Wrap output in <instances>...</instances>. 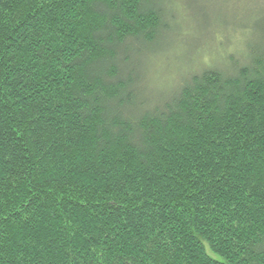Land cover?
Segmentation results:
<instances>
[{
	"label": "trees",
	"instance_id": "16d2710c",
	"mask_svg": "<svg viewBox=\"0 0 264 264\" xmlns=\"http://www.w3.org/2000/svg\"><path fill=\"white\" fill-rule=\"evenodd\" d=\"M175 2L0 0V264H264V12L157 83Z\"/></svg>",
	"mask_w": 264,
	"mask_h": 264
},
{
	"label": "rangeland",
	"instance_id": "374dc122",
	"mask_svg": "<svg viewBox=\"0 0 264 264\" xmlns=\"http://www.w3.org/2000/svg\"><path fill=\"white\" fill-rule=\"evenodd\" d=\"M175 4L179 7L177 12L183 15L179 18L177 48L171 55L155 59V69L151 72L157 73L152 76L157 83L176 78L185 62L190 71L200 65L222 62L224 53L240 47L243 38L240 26L257 20L264 12V0H176ZM197 9L204 16L196 23L203 28L204 22L207 30L201 31L191 21ZM214 22L223 27H212Z\"/></svg>",
	"mask_w": 264,
	"mask_h": 264
}]
</instances>
